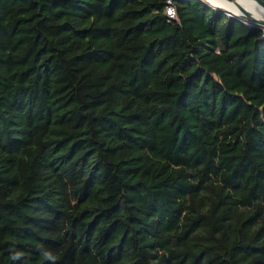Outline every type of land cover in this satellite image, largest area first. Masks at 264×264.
<instances>
[{"label": "trees", "instance_id": "16d2710c", "mask_svg": "<svg viewBox=\"0 0 264 264\" xmlns=\"http://www.w3.org/2000/svg\"><path fill=\"white\" fill-rule=\"evenodd\" d=\"M172 1L0 0V264H264V29Z\"/></svg>", "mask_w": 264, "mask_h": 264}, {"label": "water", "instance_id": "95a60500", "mask_svg": "<svg viewBox=\"0 0 264 264\" xmlns=\"http://www.w3.org/2000/svg\"><path fill=\"white\" fill-rule=\"evenodd\" d=\"M218 6H212L216 10H223L227 14L244 20L251 26H259L264 29V16L256 17L251 11L242 3L241 0H219ZM260 7L264 9V0H254ZM205 2V1H204ZM207 3V2H206Z\"/></svg>", "mask_w": 264, "mask_h": 264}, {"label": "bare ground", "instance_id": "6f19581e", "mask_svg": "<svg viewBox=\"0 0 264 264\" xmlns=\"http://www.w3.org/2000/svg\"><path fill=\"white\" fill-rule=\"evenodd\" d=\"M205 2H212L211 6H218L221 2L219 0H203ZM242 3L253 13L256 17L264 16V9L258 5V3L254 0H241ZM209 4V3H208Z\"/></svg>", "mask_w": 264, "mask_h": 264}, {"label": "built area", "instance_id": "2783aa9c", "mask_svg": "<svg viewBox=\"0 0 264 264\" xmlns=\"http://www.w3.org/2000/svg\"><path fill=\"white\" fill-rule=\"evenodd\" d=\"M165 12H166V15L168 16L169 19L175 20L177 18L176 9L173 6L172 0H168V2L166 4Z\"/></svg>", "mask_w": 264, "mask_h": 264}, {"label": "rangeland", "instance_id": "374dc122", "mask_svg": "<svg viewBox=\"0 0 264 264\" xmlns=\"http://www.w3.org/2000/svg\"><path fill=\"white\" fill-rule=\"evenodd\" d=\"M207 3L212 4V2L208 1Z\"/></svg>", "mask_w": 264, "mask_h": 264}]
</instances>
